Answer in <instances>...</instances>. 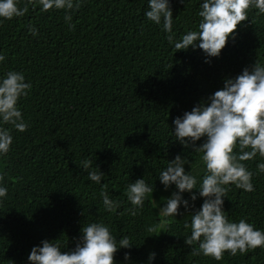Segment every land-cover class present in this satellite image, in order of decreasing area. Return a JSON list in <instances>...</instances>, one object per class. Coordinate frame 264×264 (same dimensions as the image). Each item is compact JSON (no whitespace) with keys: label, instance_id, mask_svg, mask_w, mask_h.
<instances>
[{"label":"trees","instance_id":"trees-1","mask_svg":"<svg viewBox=\"0 0 264 264\" xmlns=\"http://www.w3.org/2000/svg\"><path fill=\"white\" fill-rule=\"evenodd\" d=\"M200 2L171 0L177 38L196 28ZM26 3L21 0L20 7ZM27 6L25 16L0 21V53L6 56L0 75L15 70L32 83L19 102L29 127L13 129L11 151L0 158L8 188L0 204V264H28L32 247L44 239L68 240L64 251L71 250L82 225L101 221L118 238L131 236L133 264H147L150 252L156 253L154 264H264L261 248L242 256L225 253L221 261L193 255L185 243L190 229L184 228L193 209L181 207L182 215L166 228L146 231L175 191V186L164 191L156 179L167 160L187 156L198 180L205 170L202 153L172 140V121L220 90L225 78L256 60L264 64V15L251 10L238 25L236 40L209 64L202 50L174 51L166 33L144 16L147 0H85L72 14L74 30L63 11ZM29 25L38 36L29 33ZM85 159L105 173L102 184L122 202L120 214L105 212L102 186L80 167ZM258 162L264 160L244 163L255 173ZM143 177L155 187V201L150 195L142 214L131 217L126 187ZM253 184L252 193L233 186L224 211L230 220L243 218L264 229V174L254 175ZM202 203L198 198L195 208ZM126 251L119 250L115 260L122 262Z\"/></svg>","mask_w":264,"mask_h":264},{"label":"clouds","instance_id":"clouds-1","mask_svg":"<svg viewBox=\"0 0 264 264\" xmlns=\"http://www.w3.org/2000/svg\"><path fill=\"white\" fill-rule=\"evenodd\" d=\"M20 2L0 0V21L25 16L30 3L33 8L39 6L42 12L63 11L69 29L74 30L72 14L85 0H27L24 7H20ZM251 10L264 15V0H201L196 28L187 30L179 38L173 31L171 0H147L144 16L166 33V40L175 52L202 50L204 62L210 64L212 58L220 57L230 39L236 40L238 25L249 19ZM28 31L33 37L39 35L35 26L29 25ZM5 60L6 56L0 53V64ZM31 90L32 83L26 80L23 72L9 70L0 75V158L11 151L13 129L25 132L29 127L19 102L28 97ZM172 124V140L185 149L202 153L205 170L198 180L187 156L176 155L167 160L156 179L164 191L173 186L175 191H171L165 203L157 208L159 219L146 231L156 233L166 228L173 217L182 215L180 209L183 207L185 212L193 209L189 213L190 221L184 223V228L190 229L185 243L191 246L193 255L221 261L225 253L242 256L257 248L264 249V229L243 218L230 220L224 211V198H228L227 193L233 186L244 192H255L253 177L264 174V162L256 164L255 173L244 163L258 156L264 160V64L256 60L234 78H225L220 90L195 104L191 111L177 116ZM201 140L203 142L197 146ZM185 165L190 170L186 171ZM80 167L87 172L88 180L102 186L99 195L105 212L120 214L122 202L113 199L102 184L105 173L98 166L93 167L90 159L81 161ZM6 175V172H0V204L8 196ZM154 191L155 187L144 177L129 182L126 187L127 202L131 205L127 209L128 215L142 214L150 195L155 201ZM185 193L189 194L188 199L184 198ZM198 198H203V203L196 209ZM73 243L71 250L64 251L68 248V240L61 243L58 239H44L40 245L32 247L28 264H133L131 249L136 245L131 236L118 238L103 221L82 225L80 235L73 238ZM121 249L128 251L124 253L123 261L118 262L114 257ZM155 258L156 253L150 252L147 264H154Z\"/></svg>","mask_w":264,"mask_h":264}]
</instances>
